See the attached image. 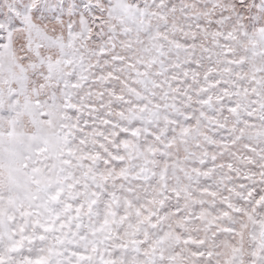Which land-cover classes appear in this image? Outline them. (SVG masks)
Segmentation results:
<instances>
[{
	"label": "snow or ice",
	"instance_id": "1",
	"mask_svg": "<svg viewBox=\"0 0 264 264\" xmlns=\"http://www.w3.org/2000/svg\"><path fill=\"white\" fill-rule=\"evenodd\" d=\"M0 264H264V0H0Z\"/></svg>",
	"mask_w": 264,
	"mask_h": 264
}]
</instances>
